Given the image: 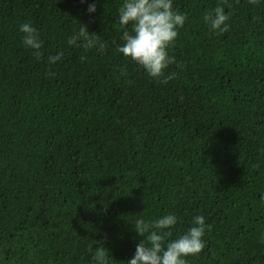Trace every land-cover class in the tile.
Here are the masks:
<instances>
[{
    "label": "trees",
    "instance_id": "obj_1",
    "mask_svg": "<svg viewBox=\"0 0 264 264\" xmlns=\"http://www.w3.org/2000/svg\"><path fill=\"white\" fill-rule=\"evenodd\" d=\"M122 3L0 0V264H94L101 246L125 264L131 224L169 212L171 239L208 225L188 264H264V0H173L167 83L116 51ZM217 5L223 34L202 20Z\"/></svg>",
    "mask_w": 264,
    "mask_h": 264
},
{
    "label": "clouds",
    "instance_id": "obj_2",
    "mask_svg": "<svg viewBox=\"0 0 264 264\" xmlns=\"http://www.w3.org/2000/svg\"><path fill=\"white\" fill-rule=\"evenodd\" d=\"M83 2V0H82ZM252 2V0H250ZM95 2L89 3L86 11L93 13ZM187 16L173 6V0H123L118 9V23L123 29L120 39L123 43L117 45L116 51L130 58L139 65L150 78L167 83L175 73L165 74L175 58L168 54L169 47L178 36V29L183 27ZM230 17L221 5H217L203 15L206 28L213 34H223L229 28ZM20 40L26 49L32 51L39 59L42 55L43 40L36 27L30 22L18 26ZM88 34L87 44L94 45L97 38L83 28L79 36ZM77 36L68 40L72 45ZM105 45L99 44V49ZM61 53L48 56L52 64L60 59ZM178 222L174 213H166L154 220L137 218L132 225L137 235L143 236L135 247L134 254L125 264H188L186 257L200 253L205 248L204 235L208 228L202 215L192 218L191 226L175 239H171V229ZM94 264H107L105 248H101L92 256Z\"/></svg>",
    "mask_w": 264,
    "mask_h": 264
}]
</instances>
